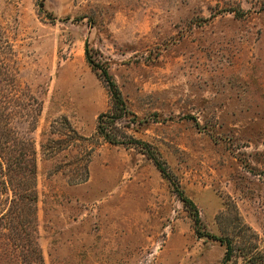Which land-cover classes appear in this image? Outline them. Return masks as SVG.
<instances>
[{
    "label": "rangeland",
    "instance_id": "1",
    "mask_svg": "<svg viewBox=\"0 0 264 264\" xmlns=\"http://www.w3.org/2000/svg\"><path fill=\"white\" fill-rule=\"evenodd\" d=\"M85 41L202 231L240 221L264 249V0H0V125L35 159L33 201L0 171V264H221L143 149L96 135L113 108Z\"/></svg>",
    "mask_w": 264,
    "mask_h": 264
},
{
    "label": "trees",
    "instance_id": "2",
    "mask_svg": "<svg viewBox=\"0 0 264 264\" xmlns=\"http://www.w3.org/2000/svg\"><path fill=\"white\" fill-rule=\"evenodd\" d=\"M233 13L235 17L244 15L243 11L240 9L233 10ZM84 55L87 63L94 71L98 72V77L107 88L113 108L112 113L102 112L97 115L95 125L96 135L110 144L138 145L143 149L144 153L151 159L161 176L169 181L174 193L189 211L193 221L195 235L197 237L205 236L218 240L224 245V254L221 264H225L234 258H241L244 262L249 264H264V249L260 246L261 243L258 235L249 226L244 225L240 221L236 229H233L231 234L225 236H217L207 231H202L200 217L194 202L186 196L180 188L176 177L168 169L165 161L161 159L158 151L148 143L131 137L126 131L116 125V121L124 117L128 113V110L116 82L108 71L107 62L93 60L89 45L86 41L84 43ZM7 135H9V137ZM20 144L21 142L16 136L11 137L10 131L6 125H0V171L4 176V187L9 188L14 196L19 198L16 199L14 197L13 201L11 200V206L16 204L18 200L27 198L29 193L32 194V201L35 197L33 191L35 173L34 151L32 147H29L28 153L21 152L19 154L17 152L19 151ZM86 177L87 171L85 169L84 175L79 180H85ZM12 213L15 214V211H12ZM1 217L5 218L7 215L2 213ZM217 218L219 219L220 216ZM38 260H40L39 264H41L42 260L40 256Z\"/></svg>",
    "mask_w": 264,
    "mask_h": 264
}]
</instances>
